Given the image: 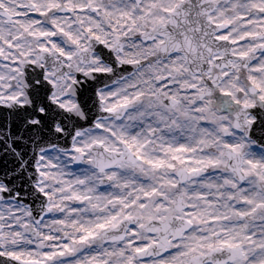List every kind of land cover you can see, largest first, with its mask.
Here are the masks:
<instances>
[{
    "label": "snow or ice",
    "instance_id": "6c2138e0",
    "mask_svg": "<svg viewBox=\"0 0 264 264\" xmlns=\"http://www.w3.org/2000/svg\"><path fill=\"white\" fill-rule=\"evenodd\" d=\"M0 264H264V0H0Z\"/></svg>",
    "mask_w": 264,
    "mask_h": 264
}]
</instances>
